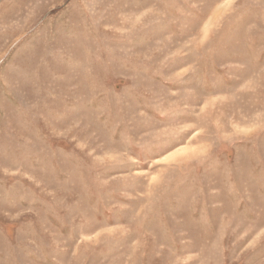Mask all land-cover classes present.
<instances>
[{"label":"rangeland","instance_id":"obj_1","mask_svg":"<svg viewBox=\"0 0 264 264\" xmlns=\"http://www.w3.org/2000/svg\"><path fill=\"white\" fill-rule=\"evenodd\" d=\"M0 264H264V0H0Z\"/></svg>","mask_w":264,"mask_h":264}]
</instances>
